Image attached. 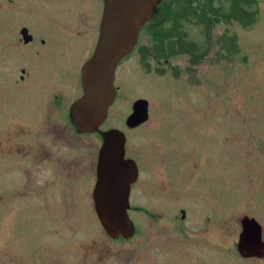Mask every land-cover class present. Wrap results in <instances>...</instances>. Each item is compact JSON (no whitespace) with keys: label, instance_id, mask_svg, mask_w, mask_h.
Masks as SVG:
<instances>
[{"label":"rangeland","instance_id":"obj_1","mask_svg":"<svg viewBox=\"0 0 264 264\" xmlns=\"http://www.w3.org/2000/svg\"><path fill=\"white\" fill-rule=\"evenodd\" d=\"M41 1L2 0L9 14L0 11V28L10 27L13 32V28L21 29L26 24L32 33H39L38 38L47 41L41 32L48 28L53 31L55 25L67 33L68 43L84 47L82 58L89 48L90 54L91 36L94 35V43L99 31L101 2L51 0L45 14L38 8ZM168 3L169 0L164 2ZM177 3V8L172 9L181 14L178 25L194 33L196 43L202 44L196 52L206 54V61L195 68L188 66L190 77L178 66L183 74L176 77L170 63L162 62L160 72L150 63L142 72L136 66L138 73L127 68L130 61H135V54L121 60V70L127 74L116 82L120 94L109 108L101 130H121L126 136L128 156L136 159L143 148L155 154L157 144L165 140L171 144L170 139L178 147L195 145L187 146L193 148L192 154L206 151V237L196 243L189 238L183 245L186 252L172 247L170 239L177 241V237L185 236L173 226L177 214L174 199L159 211H129L135 227L133 235L114 240L97 220L87 188L78 196L47 195V191L45 196L32 193L33 189L22 192L20 185L18 195L28 212L20 211L23 213L16 222L6 215L0 221V264H264L262 250L240 252L237 248L240 220L244 218L258 222L264 244V0ZM183 11L196 14L188 17ZM36 14L47 15L46 20ZM162 25L170 27L171 17ZM16 39L13 37L12 44ZM140 42L150 41L142 35ZM6 50L9 55H18V62L10 65L17 64L18 69L26 66L25 51L15 44ZM140 99L148 102V121L129 130L124 120L132 104ZM180 107L187 109L186 114ZM82 140L83 158L90 160L97 153L99 138L88 135ZM87 164L84 160L83 168ZM171 195L174 194L166 198ZM10 196L4 197V203L10 200L4 214L17 212L9 210L10 204L15 203ZM135 196L139 200V184L132 195L133 202L137 201ZM134 206L139 207L138 203ZM191 209L183 225L188 234H196L203 230L202 224H195L203 213ZM156 212L158 217H154ZM159 234L167 242L163 249L155 245Z\"/></svg>","mask_w":264,"mask_h":264},{"label":"flooded vegetation","instance_id":"obj_2","mask_svg":"<svg viewBox=\"0 0 264 264\" xmlns=\"http://www.w3.org/2000/svg\"><path fill=\"white\" fill-rule=\"evenodd\" d=\"M99 1L103 11V0ZM164 1L158 5L151 21L141 28L132 52L122 59L125 60L132 53L135 54V61H130L127 67L130 72H142L144 68H149V63L154 66L155 71L160 72L164 62L170 63L169 65L173 67V75L179 77L183 73L178 66L183 67L187 75L188 66L195 68L202 66V61H206V54L197 53L202 44L196 43L194 33L178 25L181 22V14L174 11L178 6L177 0H169L168 4H164ZM50 3L51 0H42L38 8L47 14ZM4 5L0 0V11L9 14L8 6ZM173 7L175 8L172 9ZM183 13L188 14V17L196 14L195 11L194 13L183 11ZM36 15L46 20L47 15ZM161 17L164 19L159 23ZM170 17L172 25L161 26L164 22L167 23ZM48 22L51 23L50 19ZM25 25L21 29L13 28V32L10 27L0 28V55L3 57L0 59V221L3 222L6 215L16 222L19 214L23 213L20 211L28 210L21 205L22 198L18 195L21 194L20 185L23 187L22 192L24 189H33L32 193L37 192L42 195L47 191V195L68 193L78 196L87 188L91 192V205L96 216L93 193L98 177L99 152L104 143L101 133L115 129L124 135V160L131 161L136 168V178L130 184L128 212L139 210L145 214L148 209L159 211L165 208L167 201L174 199L173 204L177 205V214L173 217V226L185 236L177 237V241L170 239L172 247L177 252H186L183 248L185 241L191 238L196 243L206 237V151L201 154L199 150L197 154H192L195 145H187L193 148L186 145L178 147L174 139H170L171 144H168L167 140L160 141L162 144H157L155 154L148 148H143L139 159H136L128 156L126 136L121 130L116 128L101 130L108 118L109 108L120 94V87L116 82L127 74L121 70L120 62L114 73V101L107 110L105 120L98 131L91 134L80 133L71 121L70 110L84 93L82 68L94 52L99 31L94 43V35L91 36L92 52L89 54L91 49L89 48L87 57L82 58L84 47L75 42L68 43L65 36L67 33L62 31V28L54 25L53 31L48 28L41 32L46 36V41L38 38L39 33H32ZM204 30L205 36L206 28ZM142 35H147L150 42L139 43ZM13 37H17L13 44L25 51L23 56L26 58V66L19 69L17 64L10 65L18 62V55H9L6 50V47L13 45ZM174 61H176L175 65ZM136 66L141 70L135 68ZM133 104L124 120V125L129 130H135L148 121L147 119L146 122L133 128L127 125ZM180 108H184L182 113L186 114L187 109ZM88 135L97 136L100 142L97 153L90 160L84 159L82 154V137ZM84 160L88 161L85 168H83ZM10 179L12 183L9 184ZM138 184L139 200H137L138 196H135L137 201L133 202L131 198L135 195ZM6 194L11 195L10 198L15 201L9 208L11 211H17L15 214H4L6 204L10 203V200L4 203ZM170 194L174 195L166 198ZM135 203H138L139 207H135ZM192 207L203 213V218L195 223L202 224L203 230L196 234H188V230L183 225L193 211ZM158 216L159 212H156L154 217ZM241 223L242 219L240 232L243 229ZM157 236L155 245L159 244V248L163 249L167 242H164L163 235Z\"/></svg>","mask_w":264,"mask_h":264},{"label":"water","instance_id":"obj_3","mask_svg":"<svg viewBox=\"0 0 264 264\" xmlns=\"http://www.w3.org/2000/svg\"><path fill=\"white\" fill-rule=\"evenodd\" d=\"M163 0H103L99 35L91 58L82 68L84 93L70 110V118L80 133H94L106 118L115 97L114 71L133 50L141 28L151 21L155 6ZM148 119V102L133 104L127 125L136 127ZM98 177L93 197L95 213L107 235L114 240L129 239L134 225L128 216L130 184L136 168L124 160V135L115 129L101 133ZM237 248L242 252L262 250V228L254 220L242 219Z\"/></svg>","mask_w":264,"mask_h":264},{"label":"bare ground","instance_id":"obj_4","mask_svg":"<svg viewBox=\"0 0 264 264\" xmlns=\"http://www.w3.org/2000/svg\"><path fill=\"white\" fill-rule=\"evenodd\" d=\"M158 5H159V4H157V5L155 6L154 12L152 13V18L154 17L155 12L157 11V7H158ZM152 18H151V19H152Z\"/></svg>","mask_w":264,"mask_h":264},{"label":"trees","instance_id":"obj_5","mask_svg":"<svg viewBox=\"0 0 264 264\" xmlns=\"http://www.w3.org/2000/svg\"><path fill=\"white\" fill-rule=\"evenodd\" d=\"M169 14H170V12H169Z\"/></svg>","mask_w":264,"mask_h":264}]
</instances>
